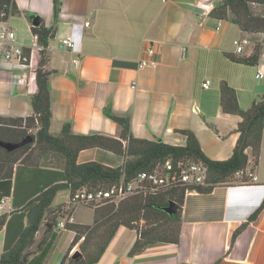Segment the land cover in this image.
I'll list each match as a JSON object with an SVG mask.
<instances>
[{
    "label": "crops",
    "instance_id": "obj_1",
    "mask_svg": "<svg viewBox=\"0 0 264 264\" xmlns=\"http://www.w3.org/2000/svg\"><path fill=\"white\" fill-rule=\"evenodd\" d=\"M12 1L20 14L6 22L30 52L34 73L40 57L31 20L37 16L44 28L53 26V0ZM222 1L61 0L45 66L50 72V133L58 135L69 124L74 135L118 139L120 128L105 115L107 107L130 116L134 138L184 146L186 138L178 131L189 130L207 158L229 159L240 118L222 113L219 85L226 82L236 91L240 108L249 109L264 93V76L256 78L259 67H264V55L256 66L235 64L224 56L242 55L250 43L237 25L209 16V8ZM66 36L75 44L73 51L61 47L60 40ZM244 39L248 44L236 54L233 42ZM150 45L156 52L157 67L138 70L143 50ZM77 56L81 62L74 66L72 60ZM10 80L9 73L0 71V118L30 117V99L36 93L34 76L21 87ZM206 80L209 87L203 89ZM76 161L118 168L124 157L93 148L80 151ZM247 170L255 174L256 184L219 185L209 193L185 194L177 245L130 253L138 232L119 228L95 264H264V130L258 165L253 167L249 159ZM10 172L9 191L0 188V200L7 198L6 213L0 214L6 216L0 228V255L14 246L25 229L27 203L49 186L63 183L54 169L15 164ZM3 174L0 172V182ZM69 195L68 189L60 190L51 204L56 224L65 215ZM59 206L63 208L57 212ZM81 208L92 212L78 214ZM71 214L74 223L70 225L93 224L91 208L78 206ZM56 224L49 230L44 222L25 264H60L65 256L78 252L83 238L72 246L75 235L69 225L59 231Z\"/></svg>",
    "mask_w": 264,
    "mask_h": 264
},
{
    "label": "trees",
    "instance_id": "obj_2",
    "mask_svg": "<svg viewBox=\"0 0 264 264\" xmlns=\"http://www.w3.org/2000/svg\"><path fill=\"white\" fill-rule=\"evenodd\" d=\"M61 0H53V20L57 24ZM20 14L12 0H0V22H6L12 16ZM208 14L216 20H227L237 25L244 34L261 35L255 39L253 47L246 55L230 53L224 56L232 63L256 66L264 52V0H224L209 8ZM44 28L32 26V33L39 46V63L34 72L36 93L30 99L32 115L27 118H0V140L19 143L29 135L35 137L29 143L14 151L7 152L0 147V172L4 171L0 188L9 191L11 169L15 164L32 167H44L56 170L62 184L51 185L39 192L38 196L27 203V224L14 246L0 255V264H25L23 258L35 244V235L46 222L56 224L51 204L56 194L63 189L71 193L78 189L89 190L107 188L117 183L122 176L126 181L140 172H149L157 163L171 160L177 162H202L208 167V175L203 186L190 188L201 194L209 193L219 185L234 184V180L245 183V178H236V172L243 170L249 159L252 166L258 165L260 143L264 130V93L255 98L247 110L240 108L236 91L226 82L219 85V104L222 113L240 118L235 132L238 139L232 154L225 161H213L205 156L192 131H178L186 138L184 146H171L159 139L147 140L134 138L131 133L129 115H119L110 108L104 113L120 128L118 139L100 134L74 135L69 124H64L58 135L50 133L53 117L50 101L49 75L45 66L48 61L49 40L54 36L55 26ZM29 53V51L27 52ZM211 130L214 126L209 125ZM98 148L124 157L121 167L110 168L96 162L77 164V155L85 149ZM7 191L5 193H7ZM186 188L177 186L162 190L154 196H133L121 202L117 207L103 206L94 211L91 226L69 225L74 232L72 246L81 238L80 252L69 258H63L60 264H95L109 245L119 228L136 230L138 239L130 253L142 252L155 247L177 245L180 234L181 208ZM178 206L177 212L169 216L162 209L168 203ZM63 206L56 208L60 212ZM6 216L0 217V228ZM47 218V219H46ZM242 225L232 237L231 243L244 228ZM84 254H83V253Z\"/></svg>",
    "mask_w": 264,
    "mask_h": 264
},
{
    "label": "built area",
    "instance_id": "obj_3",
    "mask_svg": "<svg viewBox=\"0 0 264 264\" xmlns=\"http://www.w3.org/2000/svg\"><path fill=\"white\" fill-rule=\"evenodd\" d=\"M168 0H163L167 2ZM220 22H218L219 26ZM16 32L7 22H1L0 25V71L10 74L11 83L21 87L30 82L34 73L31 67V54L27 53L26 48L17 40ZM37 39V38H36ZM61 47L65 50L73 51L75 44L70 36L60 40ZM248 40H236L233 42L235 53L241 54ZM40 49V48H39ZM144 57L138 62V70L144 68H156V52L153 46L143 50ZM264 55V52H263ZM81 60L77 56L72 60L74 66H78ZM263 73L260 69L256 78L261 79ZM209 81L202 83L203 89H208ZM208 175V167L202 162H177L174 164L171 160L163 163H157L153 170L149 172H140L133 179L126 181L124 176L120 180L107 187L98 189L81 188L69 195L68 205L65 208V215L61 221L56 224L57 230L66 229L67 225L73 224L74 219L71 211L78 206L97 209L103 206L117 207L121 202L133 196H154L169 188L181 186L186 188V193L190 188L203 186ZM235 177L246 178L242 185L256 184V176L250 171L241 170L236 172ZM7 198L0 200V214H4Z\"/></svg>",
    "mask_w": 264,
    "mask_h": 264
},
{
    "label": "water",
    "instance_id": "obj_4",
    "mask_svg": "<svg viewBox=\"0 0 264 264\" xmlns=\"http://www.w3.org/2000/svg\"><path fill=\"white\" fill-rule=\"evenodd\" d=\"M41 21H42L41 18L36 16V17L32 18L31 23L34 27H38L41 24ZM34 141H35V137L33 135H29L28 137H26L24 140H22L19 143L4 142V141L0 140V147L7 152H11V151H14L18 148H21V147L29 144V143H33ZM162 210L167 215L172 216L177 212L178 206L174 202H170ZM47 227L49 228V230L52 229V225H48ZM76 254H78V252L75 253L74 255H76ZM26 257H27V255H25V257L23 258L24 262L26 261Z\"/></svg>",
    "mask_w": 264,
    "mask_h": 264
},
{
    "label": "rangeland",
    "instance_id": "obj_5",
    "mask_svg": "<svg viewBox=\"0 0 264 264\" xmlns=\"http://www.w3.org/2000/svg\"><path fill=\"white\" fill-rule=\"evenodd\" d=\"M258 39L259 41L261 40V35H249L248 34V40H249V43H250V47L249 48H247V51H245L244 52V54H242V55H246L247 54V52L249 51V50H251L252 49V47H253V43H254V41H255V39ZM256 39V40H257ZM259 69L262 71V73H263V76H264V67L263 66H261V67H259ZM236 178H238V177H236ZM238 179H240V178H238ZM234 184H238L239 183V180L237 181H235L234 180V182H233ZM90 212H92L90 209H87V208H81V209H79L78 210V214H86V213H90ZM78 252H80V249L78 248ZM83 253V252H82ZM84 254V253H83Z\"/></svg>",
    "mask_w": 264,
    "mask_h": 264
}]
</instances>
